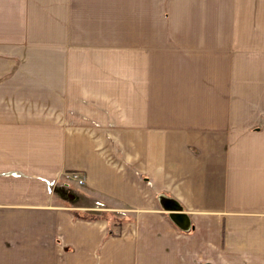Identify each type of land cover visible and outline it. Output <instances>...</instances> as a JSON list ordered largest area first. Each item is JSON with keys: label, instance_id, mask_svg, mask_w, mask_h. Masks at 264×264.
Returning a JSON list of instances; mask_svg holds the SVG:
<instances>
[{"label": "crops", "instance_id": "obj_1", "mask_svg": "<svg viewBox=\"0 0 264 264\" xmlns=\"http://www.w3.org/2000/svg\"><path fill=\"white\" fill-rule=\"evenodd\" d=\"M207 263L264 264V0H0V264Z\"/></svg>", "mask_w": 264, "mask_h": 264}, {"label": "rangeland", "instance_id": "obj_2", "mask_svg": "<svg viewBox=\"0 0 264 264\" xmlns=\"http://www.w3.org/2000/svg\"><path fill=\"white\" fill-rule=\"evenodd\" d=\"M65 172H67V171H65ZM64 173L62 174V180H64ZM59 181H57L56 183H58ZM79 187L81 188L82 186H76L75 188H74V186H71V188H69V189H71V191L73 193H76L77 194V198H78V200H76L74 202L68 201L69 203L70 202L72 204L74 203L73 205H76V204H78V205H80V204L81 205H85L86 204L89 209H88V211H85V212H92V213L98 212L101 208L106 207V206H109V204L106 202V200L105 199H102L100 197H91V198L89 197V199H87L86 197H82V196L78 195V192L76 191V189L78 190ZM63 191H65V190H63ZM66 191L64 193L65 196H66ZM83 212H84V210H83Z\"/></svg>", "mask_w": 264, "mask_h": 264}, {"label": "built area", "instance_id": "obj_3", "mask_svg": "<svg viewBox=\"0 0 264 264\" xmlns=\"http://www.w3.org/2000/svg\"><path fill=\"white\" fill-rule=\"evenodd\" d=\"M64 183L69 186L71 183H75L77 186H83L85 184V177L80 171H67L64 173Z\"/></svg>", "mask_w": 264, "mask_h": 264}, {"label": "trees", "instance_id": "obj_4", "mask_svg": "<svg viewBox=\"0 0 264 264\" xmlns=\"http://www.w3.org/2000/svg\"><path fill=\"white\" fill-rule=\"evenodd\" d=\"M82 214L83 217H88V218H94V217H97L98 215L95 214V213H92V212H83V213H80ZM79 216V214H78Z\"/></svg>", "mask_w": 264, "mask_h": 264}, {"label": "water", "instance_id": "obj_5", "mask_svg": "<svg viewBox=\"0 0 264 264\" xmlns=\"http://www.w3.org/2000/svg\"><path fill=\"white\" fill-rule=\"evenodd\" d=\"M177 222H179L176 218H174ZM207 264H209V263H207Z\"/></svg>", "mask_w": 264, "mask_h": 264}]
</instances>
